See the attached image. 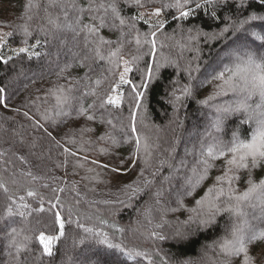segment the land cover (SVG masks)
<instances>
[{
	"label": "trees",
	"instance_id": "trees-1",
	"mask_svg": "<svg viewBox=\"0 0 264 264\" xmlns=\"http://www.w3.org/2000/svg\"><path fill=\"white\" fill-rule=\"evenodd\" d=\"M101 2L107 5L113 0H95L97 5ZM142 2L144 6L138 7L115 0L125 23L121 25L109 9L105 16L108 26L99 29V36L112 42L101 46V54L107 56L122 45L117 58L122 59L119 67H114L107 59L96 57L95 45L85 41V33L79 31L76 23L79 17L81 25L98 24L90 15H104L103 9L80 14L78 8L87 9L89 0H75L78 8L70 6L71 0H61L55 7H49L48 0H34L39 8L32 9L31 20L25 16L27 0H0V32L11 33L6 35L5 47L0 52L5 59L11 57L7 64L0 62V88L4 89L2 96L7 104L5 107L0 103V184L25 195L31 205L24 210L31 212L26 218H6L7 195L0 189V264H150V261L223 264L225 261L219 243L228 236L236 217L221 212L212 223L203 225L198 222L202 217L193 210H200L196 201L208 195L217 176L224 175L227 157L211 161L207 177L188 194L186 181L192 177V169L199 166L200 149L186 158L182 146L191 130H201L210 117L213 122L219 119L221 127L217 131L213 123L215 132L209 135L205 151L213 143V137L226 144L233 140L234 134L245 142L251 140L253 127L237 113L221 115L216 111L218 106H227L226 94L237 96L234 92L215 95L208 104L201 101L220 92L223 81H216L213 76L226 67L213 64L225 55L241 50L257 54L258 61L264 58V41L252 35H264V21L249 22L243 29L237 27L247 16L264 15V7L259 6L258 0H249L244 8L238 6V0H229L213 16L211 8L195 9L191 4L184 10H192V14L187 19H177L179 11L163 6L174 0ZM157 8L164 23L156 34L154 62L149 54L151 46L137 45L135 37L139 34L143 38L153 30L156 22H150L146 15ZM48 14L59 17L61 25L71 23L76 31L53 28L48 23ZM141 14L144 19H137ZM26 23L32 33L27 38L28 44L34 46L32 51L40 53L39 57L29 59L26 54L15 53L24 46L21 26ZM130 24H135V28L129 27ZM41 28L47 31V36ZM37 40L40 44L35 47ZM134 57L138 59L133 60ZM123 60L129 61L132 71L127 76L131 84H121L116 89V94H123L122 104L119 108L113 105L101 108L100 100L112 94L111 89L119 82ZM158 64L164 66L157 72ZM189 66L199 68L192 71L191 78ZM212 66L214 71L200 83ZM148 68L153 70L151 81L145 79ZM96 80L101 81L98 87ZM144 83L146 89L141 87ZM132 85L144 93L139 111L134 107ZM183 85H190L192 95L177 104L173 93L180 95L177 89ZM59 88L71 90L70 103L58 102ZM92 89L96 95L85 94ZM81 106L87 110L86 114H80ZM61 108L68 115L61 114ZM132 112H136L135 133L130 131ZM88 115L95 118L88 120ZM137 135L141 141L138 152L134 138ZM202 142L195 140L193 146ZM186 166L191 169L180 173ZM236 175L239 179L234 186L238 193L247 191L249 179L257 184L264 180V162L250 172L241 169ZM175 187L184 189L183 193L173 195L171 190ZM29 188L38 195L27 197L25 190ZM56 197L59 204L55 211L65 218V235L54 242L50 257L44 254L38 237L41 233L59 236V225L53 223L49 211ZM41 199L45 211H31L40 206ZM245 210L252 228L256 215L249 207ZM98 218L107 223L100 224ZM77 220L83 227L77 226ZM85 227L107 233L109 242L120 247L109 248L100 243V238L84 232ZM12 228L20 233L15 238L16 244L11 243L9 236ZM249 247L252 264H264V241H254ZM129 251L146 252L148 256L130 257ZM231 264H243V254L232 258Z\"/></svg>",
	"mask_w": 264,
	"mask_h": 264
},
{
	"label": "snow or ice",
	"instance_id": "snow-or-ice-1",
	"mask_svg": "<svg viewBox=\"0 0 264 264\" xmlns=\"http://www.w3.org/2000/svg\"><path fill=\"white\" fill-rule=\"evenodd\" d=\"M61 0H48L49 7L57 6ZM125 3H131L138 7H143L144 4L142 0H125ZM229 3V0H174L173 3L164 4V7L167 8H175L179 11V18L187 19L191 14L192 10L185 11L184 9L191 4H194L195 9H204V8H211L212 15H216V9L219 7H225ZM249 0H238V6L240 8H244L248 5ZM259 6L264 7V0H258ZM74 8H78L75 4V0H71V5ZM27 11L25 16L27 20L32 19V9L39 8L38 3H34V0H27L25 5ZM101 9L104 11V15H90L91 20L98 21V24H80L79 17L76 21L77 25L79 26V31L85 33V41L90 44H94L95 48L94 51L96 53V57L100 60L107 59L109 63L113 64L114 67H119L120 60L119 53L121 51L122 45H118L115 51H110L107 56L101 54V46L108 44L111 45L112 42L105 40L103 37L99 36V29L108 26L105 21V16L107 15L109 9L113 13L115 19H119L120 24L123 25L125 20L120 17L119 11L117 9V5L115 0L113 2L105 5L103 2L100 4H96L95 0H89V7L87 9L78 8V12L83 14L85 11L91 13H98ZM47 13V9H45ZM151 15L159 17L161 15V11L159 8L155 9ZM48 23L53 26V28L57 30H71L76 31V28L73 27L71 23H66L61 25L58 23L59 17L53 18L51 14L47 15ZM137 19L143 20L144 17L141 14L137 17ZM65 20H67V15L65 14ZM252 21H264V15H257L252 14L251 16L245 17L243 20L238 22L237 27L239 29H243L246 24ZM147 23V21H145ZM115 26V25H113ZM129 27L135 28V24H130ZM163 28V21L157 20L156 23L153 25V30L150 33H145L143 38L139 34L135 37V42L137 45L147 44L151 46L150 55L153 56V61L155 62V49H156V34ZM41 31L44 32L45 36L48 35L47 31L44 28H41ZM225 32L228 31L226 27L224 29ZM21 34L24 37L22 43L24 44L23 47L16 49V55L19 56L20 54H26L29 59L33 56L39 57L40 53L32 51L31 49L34 47L28 44V37L32 35L29 31V26L26 24L21 26ZM79 34V33H77ZM199 34V33H198ZM6 35H11L8 33ZM123 35V33H122ZM215 35V34H214ZM252 35L261 41H264V35L260 33H252ZM95 37V39H93ZM40 41H36L35 47H38ZM4 47V43L0 42V49ZM8 59H5L3 55H0V62L4 64L8 63ZM138 59V57H134L133 60ZM237 63L235 67H226L223 71L218 72L213 76V79L216 81H223V85H221L220 92L215 93L213 96L208 97L207 100L201 101L203 104H208L210 101L214 100L215 95L226 94L228 90L233 92H237L243 99L236 102L235 106L228 105L224 107H216L217 112H234L244 110L248 113V120H252L255 118L256 111L252 109L251 106L247 103L248 99L256 96L257 94L260 97V105L258 107L264 108V58H261L259 61L249 55L247 58L237 56ZM124 64L123 72L119 75V82L111 89L112 94L107 95L106 98L100 100V107L103 108L106 105H113L119 108L123 101V94H116V89L119 88L121 84H131V81L127 79L128 73L132 71L131 67L129 66V61L123 60ZM163 64L157 65V72L159 71L160 67H163ZM189 76L191 78L192 71H199V68L192 69L191 66L187 69ZM63 71V70H62ZM227 77V78H226ZM238 78L239 82H235ZM145 79L147 81H151L153 79V70L148 68ZM101 81L96 80L95 84L98 87ZM224 85H227V89H225ZM142 88H147V83L141 85ZM71 90H65L64 88L57 89V92L60 95H57L56 98L58 102L61 104L70 103L72 97L68 94ZM180 95H176L173 93L174 102L179 104L183 98L189 97L192 95V89L190 85H183L181 88L177 89ZM132 92H133V100L135 102L134 107L137 111L141 108V102L143 99L144 93L142 91L137 90L136 85H132ZM4 93V89L0 88V103H4L6 107L7 104L4 102L2 94ZM91 95H96L94 89H92L89 93ZM90 108H94L95 105H90ZM86 109L83 106L80 107L79 112L80 114H86ZM61 114L68 115L67 112L63 111L61 108ZM27 115V113H25ZM43 115V114H42ZM260 119L257 120V127L252 134V138L249 142H245L241 140L238 135L233 136V140L226 144L221 140L216 139L213 137V143L207 147L206 151L202 150L201 159L198 162V167H194L192 169V177L188 178L187 183L189 185L188 194L191 192L203 181L208 174L209 169L212 167L211 161L226 158V165L227 168L225 170L224 175L216 177V183L213 187L208 189V195L196 201V203L200 206V210H193L197 213V216L202 217L199 219V223L203 225L210 224L214 221L215 217L219 215L221 212H228L230 215L236 217V221L232 224L230 232L226 238H224L219 243V248L223 256L226 257L223 264H231L232 258H239L241 254H243V264H252V257L250 256V245L254 241H264V230H255L251 228L249 223V213L245 210L246 207L256 208L257 204L254 201L259 202V207L262 216H264V180H261L260 183H255L253 180H248V188L247 191L239 192L234 186V182L239 179L236 175V172L241 169H247L249 172L252 168L258 167L262 162H264V111L259 113ZM44 119H48L47 115H43ZM95 117L94 115H88V120H93ZM111 124V121H108ZM214 127L217 131L220 130L221 121L217 119L214 122ZM130 131L132 133L136 132V112H132L130 116ZM211 136V133H209ZM105 137H101L104 139ZM137 146V152L140 150V137L137 135L134 137ZM115 142V141H114ZM147 148V144L145 143V149ZM103 151V149L101 150ZM75 155V153H72ZM95 163V161H93ZM82 166V165H81ZM31 175V173H29ZM35 179V177L33 178ZM0 189L7 195L8 203L5 204V217L6 218H13V217H21L26 218L27 216L31 215L30 211H24L31 208V205L26 201L25 195H18L15 192H11L10 189L5 186L4 184H0ZM26 196L27 197H36L38 193L33 189H26ZM63 191V189H60ZM135 191V190H134ZM159 196V192L157 193V197ZM15 197V199H14ZM17 201L19 204L17 205ZM51 203V202H50ZM59 204V197H56V202L51 203V207L49 211H52L53 223L59 225V236L56 235H44L43 233L39 234V243L43 245V252L47 256L53 255V244L57 241L60 237L65 235V218L61 216L59 211H55L57 205ZM13 205H17L14 209ZM23 209V210H22ZM31 211L36 212H44L45 208L43 206V200L41 199L40 206L36 209H32ZM100 224H106L107 221L98 218ZM69 223L72 221L69 220ZM196 222V221H193ZM78 227H83L80 224L79 220L75 221ZM115 227V225H112ZM118 231H122L118 229ZM84 232L89 234L90 236H95L100 238L99 242L103 244H107L109 248H118L119 245L112 244L108 240V234L102 231H96L95 228L92 227H85ZM20 233L17 231L16 228H12L9 236L11 237V243L16 244V237ZM25 239H29V237H25ZM83 242V241H81ZM18 250L21 246H17ZM123 251V249H121ZM127 255L131 256H148L146 252H137V251H129ZM151 264V261H150Z\"/></svg>",
	"mask_w": 264,
	"mask_h": 264
},
{
	"label": "rangeland",
	"instance_id": "rangeland-1",
	"mask_svg": "<svg viewBox=\"0 0 264 264\" xmlns=\"http://www.w3.org/2000/svg\"><path fill=\"white\" fill-rule=\"evenodd\" d=\"M146 16H147V18L149 19L150 22H156L157 20L163 21L162 15H160L159 17H156L154 15H151V13H150V14H148ZM0 42H3L4 43V47H5L6 34L3 33V32H0ZM3 48L0 49V52L3 50ZM249 55H251V56H253L255 58L257 56V54H254V53H247V52H243L241 50H238V53L237 54L236 53H230L229 55H225L223 58H221L219 61L215 62L213 65L215 67H221V66H223V67H233L234 68L235 67V64L238 62L237 59H236L237 56H241V57L247 58V56H249ZM258 56H261V53L260 52H258ZM214 66H212L209 71L207 70L204 73V75L202 76V79L199 80L200 83H202L203 80H205V78L207 76H209L214 71L213 70L215 68ZM236 81L239 82L238 78L235 80V82ZM220 85H223V83L220 84ZM225 88L227 89V86ZM231 92H233V91H231V90H228L227 91V93H231ZM232 94L233 93H231L230 95H232ZM234 94L237 95V96L236 97H230V96H228L226 94L225 100L227 99L226 100L227 106L228 105L235 106V103L236 102H238V101H240V100L243 99V96H241L237 92H234ZM247 103L251 106L252 109H255L256 114H257L255 116V118L252 119V120H248L247 119L248 113L245 112L244 110L234 111V112H227V113H225V112H218V113H220L221 115H227V114L237 113L238 116L244 121V123H247V124L251 125L253 127L254 131H255V129L257 127V120L261 118L259 116V113L261 111H264V108L258 107V105H260V103H261L260 97H259L258 94L256 96H253V97L249 98L248 101H247ZM220 114H217V112H216V115H220ZM213 123H214L213 122V119L210 117V119L208 118V123L206 124V126H204L201 130H196V129L191 130L193 132L191 133L190 137L187 139V141L184 142V144L182 146V148H183L182 153H183V156L184 157L191 158L192 156H194L197 153L196 152V149H200L199 157L201 159H203V157L201 156V152H202V150L205 151V149H204L206 147L205 146L206 145L205 143L210 142L208 140L209 133L215 132V129L213 127ZM199 139H201V141H203V142L201 144H199L198 146L194 147L193 146V144H194L193 142H195V140H199ZM192 147H194V150H193ZM189 168H190L189 166H186L185 168H181L180 169V173H186V172H188ZM187 187H189V185ZM183 191H184V189L179 188V187H175V188H173L171 190L172 194L174 193L176 196H178V194H180V193H183ZM254 202L257 204V207L256 208L249 207V210L254 215H256L255 218H257V220L252 218L253 219L252 220V229H255V230L259 231V230H261L262 226L264 225V216H262V214H261V211H260V207H259L258 202L257 201H254ZM6 248H7V245H4V250ZM8 251H9V249L7 250V253H8Z\"/></svg>",
	"mask_w": 264,
	"mask_h": 264
}]
</instances>
